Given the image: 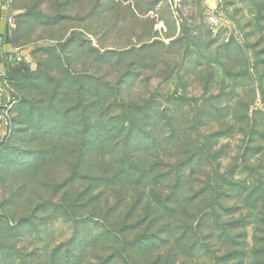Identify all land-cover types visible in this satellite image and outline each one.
Returning a JSON list of instances; mask_svg holds the SVG:
<instances>
[{
    "label": "rangeland",
    "instance_id": "rangeland-1",
    "mask_svg": "<svg viewBox=\"0 0 264 264\" xmlns=\"http://www.w3.org/2000/svg\"><path fill=\"white\" fill-rule=\"evenodd\" d=\"M3 29L0 264H264V0H5Z\"/></svg>",
    "mask_w": 264,
    "mask_h": 264
},
{
    "label": "built area",
    "instance_id": "built-area-1",
    "mask_svg": "<svg viewBox=\"0 0 264 264\" xmlns=\"http://www.w3.org/2000/svg\"><path fill=\"white\" fill-rule=\"evenodd\" d=\"M183 0H167V2L170 4V6L172 8H176L178 6L181 5ZM0 3H3V0H0ZM209 20L210 21H214V16L213 15H210L209 16ZM5 21H6V25L11 27L14 25V22H13V17L11 15L9 16H6L5 17ZM1 33H2V30L0 31V42H1ZM19 58V57H18ZM0 124L3 128H7L9 126V121L8 119L6 118L5 115L1 114L0 113Z\"/></svg>",
    "mask_w": 264,
    "mask_h": 264
},
{
    "label": "trees",
    "instance_id": "trees-1",
    "mask_svg": "<svg viewBox=\"0 0 264 264\" xmlns=\"http://www.w3.org/2000/svg\"><path fill=\"white\" fill-rule=\"evenodd\" d=\"M5 0H3V2H4ZM10 40H9V37H8V35H7V31H6V29H3L2 30V33H1V42H0V45L2 46L4 43H8ZM39 102H33V101H26V107H28V111L31 113V111L34 109V107H36V105L38 104ZM131 170L132 169H138V165L136 164V165H132L131 167ZM134 169V170H135ZM138 171V170H137ZM124 242V241H123ZM127 244H128V241H125V244H124V247H123V251L125 252L126 251V246H127ZM130 249V248H129ZM133 264V263H132Z\"/></svg>",
    "mask_w": 264,
    "mask_h": 264
}]
</instances>
